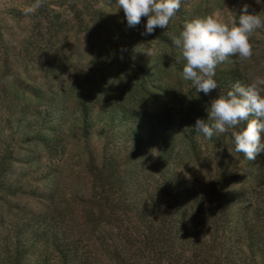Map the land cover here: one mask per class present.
<instances>
[{"label":"rangeland","instance_id":"obj_1","mask_svg":"<svg viewBox=\"0 0 264 264\" xmlns=\"http://www.w3.org/2000/svg\"><path fill=\"white\" fill-rule=\"evenodd\" d=\"M34 2L0 0V264H264V153L246 179L252 161L230 133L194 129L212 99L264 75V28L251 60L217 68L209 95L169 79L170 94L147 106L20 96L86 72L114 78L103 59L131 64L184 17L220 10L238 22L264 0H183L169 28L146 36L147 17L129 27L116 0H42L27 13Z\"/></svg>","mask_w":264,"mask_h":264},{"label":"clouds","instance_id":"obj_2","mask_svg":"<svg viewBox=\"0 0 264 264\" xmlns=\"http://www.w3.org/2000/svg\"><path fill=\"white\" fill-rule=\"evenodd\" d=\"M183 0H116L122 9L129 27L141 23L147 17L146 31L150 35L156 27L169 28L180 11ZM42 6V0H35L27 9L34 13ZM239 20L232 16L225 20L220 10L196 17L184 23L179 34L173 37V44L179 51L177 62H185L182 78L190 81L198 93L211 94L218 88L216 70L220 65L236 57L237 62L251 60L253 34L264 28V12L249 13L244 5ZM150 57L152 49L146 51ZM208 122L197 119L194 129L211 139L215 133H230L234 149L248 160H256L264 153V75H257L247 85L237 82L225 94L212 99L207 108ZM211 122V123H209ZM242 124H246L241 128Z\"/></svg>","mask_w":264,"mask_h":264},{"label":"trees","instance_id":"obj_3","mask_svg":"<svg viewBox=\"0 0 264 264\" xmlns=\"http://www.w3.org/2000/svg\"><path fill=\"white\" fill-rule=\"evenodd\" d=\"M184 21H188L186 17H184ZM181 25L184 24L182 23ZM180 31L181 29L174 31L171 39L170 37H166L157 41L156 43L159 46L151 57L149 55L140 56L137 53L131 59V64H127V62L122 63L121 61L115 62V60L108 58L103 59L101 63L108 67L111 72L114 70L113 72L116 77H106L108 75H105V73L102 74L103 76H99L97 82H94L96 87L98 86L100 91H102H99L98 94L92 75L86 72L83 74L85 76L81 82H78L80 78L77 80L78 84L70 80L65 85L55 84L52 89L50 88L51 90L42 87L34 88L33 93H28L27 95L20 94V96L28 100L37 101L38 103L43 102L46 99V93H49L59 100H63L66 96L72 94L81 103L91 101L89 99L95 101L99 98L105 100L113 97L124 104L132 102L144 106L157 104L162 100L163 94H170L167 90L168 88L164 87L165 84H168L169 79L171 81L174 80L175 84L188 82L182 78L185 62L182 59L177 62L179 51L172 42L173 37L177 36ZM167 54L168 56H166ZM231 60L233 61L234 57L229 58V64H231ZM90 70L92 71L93 68H88L89 72ZM104 78H106L105 81H102ZM94 92L96 96L93 98ZM148 147L149 143L142 148V151H145ZM192 150H194V147H192ZM244 158L245 161L250 162L245 156ZM262 167L263 160L261 154H259L256 160H253L251 163L252 170L244 171L242 174L248 179L253 176L252 173L261 171Z\"/></svg>","mask_w":264,"mask_h":264}]
</instances>
